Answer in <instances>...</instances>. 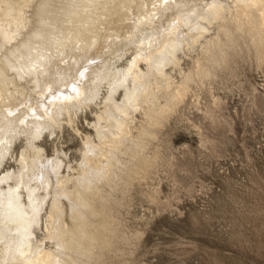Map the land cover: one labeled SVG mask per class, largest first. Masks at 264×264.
<instances>
[{
  "label": "bare ground",
  "instance_id": "6f19581e",
  "mask_svg": "<svg viewBox=\"0 0 264 264\" xmlns=\"http://www.w3.org/2000/svg\"><path fill=\"white\" fill-rule=\"evenodd\" d=\"M213 23L246 32L254 55L264 57V0H0V264H66L59 247L73 254L88 248L91 260L96 250L113 246L116 226L102 181L114 193L118 180L129 185L156 158L140 156L139 138L127 137L131 115L140 110L155 127L183 101L193 77L214 74L211 66L226 60L225 50L209 52L205 59L212 63L197 61L176 85L166 70L177 66L184 47L198 43ZM228 34L226 43L239 38ZM91 105L97 107L88 123L93 133L81 137L76 175L60 174L62 161L47 157L38 142L71 127L77 111ZM8 159L14 166H5ZM62 197L72 200L67 222L61 220ZM99 215L95 224L92 218ZM89 237L96 238L93 245Z\"/></svg>",
  "mask_w": 264,
  "mask_h": 264
},
{
  "label": "rangeland",
  "instance_id": "374dc122",
  "mask_svg": "<svg viewBox=\"0 0 264 264\" xmlns=\"http://www.w3.org/2000/svg\"><path fill=\"white\" fill-rule=\"evenodd\" d=\"M229 5L234 9L231 3ZM215 24L209 25V31L203 33V38L198 37V43L192 44L194 48L184 47L183 52L178 55L181 60L178 59L179 67L168 66L166 70L170 73L169 79L176 85L183 74L195 68L197 61L210 65V62L212 63L210 58L213 55L211 51L214 50L216 53L220 49L225 50L226 60L211 66L213 68L211 70L214 74L216 71V74L210 72L211 77L206 76L205 79L193 77L192 82L188 84V91L181 97L184 98V102L178 100L177 103L180 102L167 114H170L169 118L166 115L167 118L155 124V127L154 124L145 121L146 118L140 110L134 111L135 113L131 115L133 123H130L128 135L132 138L128 135L127 137L130 140L138 137L137 143L140 142L143 148L147 146L145 151L140 148L139 155L140 152L144 153L140 156L156 157L157 160L153 159L152 167L149 164L151 169L148 167L149 169L146 168L143 172L141 170L142 173L140 171L137 173L143 174L142 176L135 174L130 180L134 178L136 180L132 181L133 183L129 180V185L124 186L120 180L118 182L117 178L112 177L111 179L116 180L117 186L120 187L116 186L114 193L113 190L110 191L113 187L108 184L107 187L102 181V187H105L102 188V195L110 198L108 203L111 202L109 206L111 205L112 212L110 210L109 216L111 220H115L112 225L116 226L113 227V246L96 250V256H92L91 260V257H88L90 251L88 248L73 254L70 251H62L63 248L59 247L58 255L61 262L64 260L67 261L66 264H75L77 261L84 264H264V61L262 63L259 61L264 60V57L261 59L254 55L255 48L250 44L246 32L242 31L244 32L242 34L235 31L232 24L226 25L230 30L225 31L219 23ZM233 32L235 35L242 34V38L244 35V41L240 39L241 36H234ZM228 33L239 38L226 43ZM217 37L220 38V43ZM214 43L218 44L216 46H219V49ZM247 47L249 48L245 51ZM205 48L210 50L207 52ZM206 53L209 56H206ZM206 57H210L209 60L205 59ZM221 67L222 69H218ZM162 96L163 94L158 95L160 103ZM96 110L95 105L87 107L83 112L78 110L72 128L64 126L65 128L56 134L50 135L51 137L48 135L39 138L38 144H43L44 154L47 157L57 156L62 161L60 174L76 175L75 168L80 162L78 150L82 146L81 137L85 133H93L88 123L93 122ZM140 127L143 130L149 129L154 135L149 136L150 139L146 138L145 135L151 134L147 133L150 131L144 132ZM140 132L144 133V137ZM18 144L19 142L15 147L17 152ZM119 155L120 153H117V157L122 161L128 158L123 155V159V156ZM5 161H7L5 166H14L13 159ZM120 184L124 187L121 188ZM115 190L119 192L115 194ZM105 192L108 193L107 196L112 192L114 201H111L112 197H107ZM118 193H121L122 197ZM60 200L63 214L61 220L67 222L66 213L72 200L67 197ZM115 201L118 202L114 204ZM97 217L100 215L92 218L95 224L100 219ZM87 240L93 245L96 238L89 237ZM118 249L121 254L118 253ZM68 252L77 259L73 263L69 262L68 257L71 255L69 256Z\"/></svg>",
  "mask_w": 264,
  "mask_h": 264
}]
</instances>
